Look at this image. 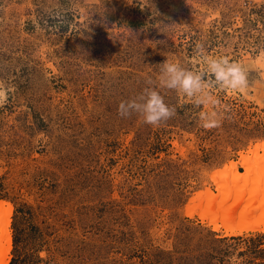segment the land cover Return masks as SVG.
I'll return each mask as SVG.
<instances>
[{
	"label": "rangeland",
	"instance_id": "1",
	"mask_svg": "<svg viewBox=\"0 0 264 264\" xmlns=\"http://www.w3.org/2000/svg\"><path fill=\"white\" fill-rule=\"evenodd\" d=\"M198 43L241 64L247 88L211 86L218 103L198 106L160 88L165 59L204 67ZM149 78L175 108L159 126L117 113ZM0 85V264H221L210 230L264 241L263 224L229 234L195 204L237 191L254 173L240 154L264 146V0H0Z\"/></svg>",
	"mask_w": 264,
	"mask_h": 264
},
{
	"label": "clouds",
	"instance_id": "2",
	"mask_svg": "<svg viewBox=\"0 0 264 264\" xmlns=\"http://www.w3.org/2000/svg\"><path fill=\"white\" fill-rule=\"evenodd\" d=\"M195 55L200 59L204 67L194 72L180 63L165 59L160 63L157 77L158 86L163 89L175 90L194 100L195 104L218 103L210 96L208 89L218 86L221 90L243 91L248 86L246 69L239 63L232 62L227 56L212 57L206 54L203 44H197ZM208 77L209 79H205ZM149 87L128 100H121L117 107V113L123 118H129L133 114L140 116L141 122L151 126H159L166 122L175 113V108L170 107L164 101V97L157 91L156 84L151 78L147 80ZM8 96L3 86L0 85V107H3ZM201 126L205 129L218 127L221 118L213 114L211 120L207 113L200 115Z\"/></svg>",
	"mask_w": 264,
	"mask_h": 264
},
{
	"label": "bare ground",
	"instance_id": "3",
	"mask_svg": "<svg viewBox=\"0 0 264 264\" xmlns=\"http://www.w3.org/2000/svg\"><path fill=\"white\" fill-rule=\"evenodd\" d=\"M240 155V164L246 159L249 160L246 162L247 169L254 172L250 173L251 177L246 181L243 180L237 187V191L233 190L229 193L223 190L221 192L223 194L201 196L195 202L196 206H199L202 211L210 214L207 218L208 221L212 220L211 214L214 216L219 215L221 220L225 218L226 224L224 227L229 231V234L235 233L236 230L239 232L242 229H258L261 224L264 226V173L262 174L263 178L261 176L257 177V179L254 178L256 176L254 175L256 173L255 168H258L256 163H264V146L262 148L248 149L247 155L243 153ZM235 168L234 165L229 166L226 171L220 172L216 179L219 180V178L229 175ZM10 212H12L11 207L6 202L0 201V215L4 218L1 238L6 237L8 239V242L4 245L5 256H7L6 253L10 247V232L8 229ZM239 219H245L246 223L243 225L238 224ZM255 220L258 221V224L254 222ZM221 222L219 220L216 226H222Z\"/></svg>",
	"mask_w": 264,
	"mask_h": 264
},
{
	"label": "trees",
	"instance_id": "4",
	"mask_svg": "<svg viewBox=\"0 0 264 264\" xmlns=\"http://www.w3.org/2000/svg\"><path fill=\"white\" fill-rule=\"evenodd\" d=\"M1 198V197H0ZM211 237L209 238L211 251L209 253L211 259H219L221 264L230 260L234 255L238 258L240 264H264V241L262 240L263 234L259 231L248 232L241 234L212 236L214 231L210 230ZM17 237L13 235V246L16 245ZM20 250V248L18 249ZM18 256V254L16 255ZM15 258V257H14ZM13 260V257L10 261ZM9 261V262H10Z\"/></svg>",
	"mask_w": 264,
	"mask_h": 264
}]
</instances>
